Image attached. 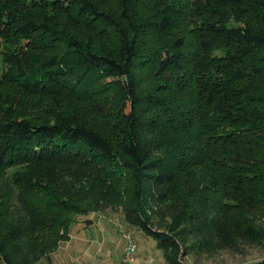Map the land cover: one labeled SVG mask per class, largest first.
Instances as JSON below:
<instances>
[{"label":"trees","instance_id":"1","mask_svg":"<svg viewBox=\"0 0 264 264\" xmlns=\"http://www.w3.org/2000/svg\"><path fill=\"white\" fill-rule=\"evenodd\" d=\"M0 55V264L109 210L264 251V0H0Z\"/></svg>","mask_w":264,"mask_h":264},{"label":"crops","instance_id":"2","mask_svg":"<svg viewBox=\"0 0 264 264\" xmlns=\"http://www.w3.org/2000/svg\"><path fill=\"white\" fill-rule=\"evenodd\" d=\"M82 220L75 222L73 229L69 228V238L43 264H122L126 239L119 232L120 223L111 215L99 212L89 213ZM124 232H132L137 244V264H169L152 237L139 228Z\"/></svg>","mask_w":264,"mask_h":264},{"label":"rangeland","instance_id":"3","mask_svg":"<svg viewBox=\"0 0 264 264\" xmlns=\"http://www.w3.org/2000/svg\"><path fill=\"white\" fill-rule=\"evenodd\" d=\"M2 70H3V64H2L1 55H0V72H2ZM99 213H103V214L106 213V215H111L114 220L118 221L120 223L119 232L124 233V231H131L132 229L138 230L136 226H134L133 228L130 227L131 225L127 223L122 212L120 211L109 210L107 212L103 211ZM74 227H75L74 223L70 225V229H73ZM261 259H264V251L258 248H255L253 246H246L244 247V250H240V251L222 250L218 253H213V254H208V253H203V252L200 254H195L194 252H191L183 256H180L179 254L178 262L179 264H183V263H187V264H245V263L250 264V263H255Z\"/></svg>","mask_w":264,"mask_h":264},{"label":"built area","instance_id":"4","mask_svg":"<svg viewBox=\"0 0 264 264\" xmlns=\"http://www.w3.org/2000/svg\"><path fill=\"white\" fill-rule=\"evenodd\" d=\"M123 237L126 239V244L123 249L122 264H137L135 256L137 250L136 242L128 232H124Z\"/></svg>","mask_w":264,"mask_h":264},{"label":"water","instance_id":"5","mask_svg":"<svg viewBox=\"0 0 264 264\" xmlns=\"http://www.w3.org/2000/svg\"><path fill=\"white\" fill-rule=\"evenodd\" d=\"M264 264V263H263Z\"/></svg>","mask_w":264,"mask_h":264}]
</instances>
